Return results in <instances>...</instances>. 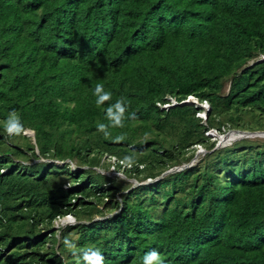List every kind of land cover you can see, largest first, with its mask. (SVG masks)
<instances>
[{
	"label": "trees",
	"instance_id": "obj_1",
	"mask_svg": "<svg viewBox=\"0 0 264 264\" xmlns=\"http://www.w3.org/2000/svg\"><path fill=\"white\" fill-rule=\"evenodd\" d=\"M262 55L264 0H0V264H264V141L156 178L209 127L263 130ZM104 153L148 182L92 171Z\"/></svg>",
	"mask_w": 264,
	"mask_h": 264
},
{
	"label": "rangeland",
	"instance_id": "obj_2",
	"mask_svg": "<svg viewBox=\"0 0 264 264\" xmlns=\"http://www.w3.org/2000/svg\"><path fill=\"white\" fill-rule=\"evenodd\" d=\"M228 86H229V81H225L224 82V86H223V88L221 89V91L222 92H226L227 90H228ZM169 100H171V101H175V99L174 98H172V97H170L169 96ZM188 100V99H187ZM185 101V100H184ZM191 101V100H190ZM194 101H195V99H194ZM174 103V102H173ZM173 103L172 104H170V105H173ZM204 104L207 106L208 104L206 103V102H204ZM207 107H209V105L207 106ZM201 114V113H200ZM259 115V114H258ZM261 116H263V114H261ZM220 119L222 120V121H224V116H220ZM222 125H220V127H221ZM263 130H264V127L262 128ZM7 130L11 133L12 132V130L8 127L7 128ZM261 131V130H260ZM23 133L24 134H30V131L29 130H27V132L25 133V130L23 131ZM223 133H228V132H223ZM232 135H234V134H232ZM173 138L175 139V140H177V141H179L180 140V132L177 130V128H175L174 130H173ZM30 139V137L29 138H24L23 140L20 138V137H14V138H12V142H15V143H22V144H24V143H26L28 140ZM249 139H251V140H257V141H264V136H254V137H249ZM212 141H214L215 142V139L214 138H210L209 139V141H205V145L203 144V147L205 148V151H204V153L206 152V147H209V145L212 143ZM4 146H2V148H3ZM2 148H0V149H2ZM195 150V149H194ZM194 150L193 149H189L188 150V152H187V154L188 155H191L189 158H188V160L187 161H183V162H180V163H178V164H182V163H185V162H191V161H194V159H192V158H194ZM210 150H212V149H210ZM28 156V155H27ZM16 157V159L17 160H20V161H23V162H33V161H36V160H39V159H36V158H34V157H32L31 155H29L27 158H24L23 156H15ZM112 158H114L112 155H110V154H106V153H104V154H102V155H100V165L99 164H96V163H94V165L92 166V167H90L91 169H92V171H94V172H97V171H101V172H103V173H108L109 175H112V176H117L118 178H120V179H124V181L123 182H125L126 183V185H128V184H131V185H134V184H136V183H139L140 181H138L137 179L135 180V178L133 177V176H126V175H122L121 174V171H120V169H117L116 171H111V168H109V164H111V160H112ZM65 161H69V164H68V166L70 167V169H72V170H74L75 168H76V170H80L82 167H89L88 165H85V164H81V162L77 159V157H73L72 158V160H56L55 162H57V163H59V164H63V163H65ZM103 162H105V163H103ZM173 167V166H172ZM172 167H170L169 169H171ZM168 169V170H169ZM75 171V170H74ZM166 171V170H165ZM173 171H174V169H173ZM118 173H120V174H118ZM168 173H171V172H166V173H164V174H162L161 176H164V175H167ZM161 176H159V177H161ZM153 180V179H152ZM147 180H144V181H142V182H146ZM127 191V190H126ZM120 192V191H119ZM119 192H116V196L117 197H120V195H119ZM105 202V203H104ZM109 206H111V203L109 202V200H106V197H105V199H103V201L101 202V203H99V205H98V207L100 208V209H105L104 210V213H101V214H99V216H103V217H106V216H108V215H111L113 212H115V210H116V208H114V209H110V210H108V209H106L107 207H109ZM108 211H110L111 213H108ZM76 215H77V217L78 218H82V219H84V218H86V219H88L89 218V215L87 214L86 215V213L85 214H81V213H79V212H77L76 213ZM99 216H97V217H99ZM50 226L56 231V235L59 237V231H61L60 230V228H56L55 227V223H54V219H52V221H51V223H50ZM40 227H42V228H45V229H47V227L48 226H46L45 224L44 225H42V226H40ZM70 236H71V238L73 239V241H75L76 240V236H77V233H75V232H70ZM46 247H50L51 246V241L49 240V241H47L46 242V245H45ZM44 246V248L43 249H48V248H46ZM56 247H57V245H56Z\"/></svg>",
	"mask_w": 264,
	"mask_h": 264
},
{
	"label": "clouds",
	"instance_id": "obj_3",
	"mask_svg": "<svg viewBox=\"0 0 264 264\" xmlns=\"http://www.w3.org/2000/svg\"><path fill=\"white\" fill-rule=\"evenodd\" d=\"M262 58H264V55H262L261 56ZM189 96H192L193 97V99H195V101H190V100H187L188 98H189ZM185 100V101H184ZM184 100H182L180 103H191V104H195L196 106H199L200 108L196 111V115H198L199 117H201V118H203V119H205L206 118V111H208L209 110V107H207L208 105H209V103L207 102V100H205V99H203V100H199L197 97H195V96H193V95H188ZM174 102V103H173ZM204 102H206L208 105L206 106L205 104H204ZM173 103V105L174 104H176V101H171L170 100V104H172ZM169 103H166V104H164L163 106L164 107H169V105H170ZM171 106V105H170ZM201 113V114H200ZM11 129V128H10ZM12 130V129H11ZM25 130V133L27 132V130H29L30 131V134H26V135H28L30 138H31V140H32V142H35V137H34V130L33 129H31V128H25L24 129ZM23 130V131H24ZM241 131H246V132H241ZM259 131V132H258ZM246 130V129H235V128H232V129H230V130H228L227 132L228 133H223L222 131H218L216 128H214V127H209L206 131H205V133L207 134V135H209V137L210 138H214L215 139V147H218V146H220V145H227V144H231L233 141H235L236 139H239V138H244V137H254V136H264V132H260V130ZM249 132V133H248ZM232 134H234V135H232ZM223 136H226V138L224 139V140H221V138L223 137ZM197 145H200L201 146V149H198L197 148ZM34 149H35V152L37 153V154H39V150H38V147L37 146H35L34 147ZM194 158H192V159H194V161H191V162H185V163H182L181 165H176V166H173L171 169H173V168H175V170H179V169H182V168H185V167H187V166H189V165H192L196 160H197V157L198 156H200L201 154H204V151H205V148L203 147V144H200V143H196V144H194ZM113 157H114V155H112ZM38 159H41V160H44V158H38ZM56 160H63V159H55V161ZM65 160H67V159H65ZM55 163H57V162H55ZM113 168L111 167V171H116L117 169H120V171H121V168H119V166L118 167H116V169H113ZM169 169V168H168ZM167 169V170H168ZM174 170V171H175ZM118 171V170H117ZM171 172H173V171H171ZM118 174H120V173H118ZM121 174L123 175V173H122V171H121ZM159 177V176H158ZM157 178V177H156ZM156 178H153V180L154 179H156ZM160 178V177H159ZM136 180V179H135ZM149 181H152V179L151 180H149ZM142 182V181H141ZM141 182H139V183H141ZM146 182H148V181H146ZM142 183H145V182H142ZM136 184H138V183H136ZM72 216H74V218H75V221L74 222H72V223H66L64 226H61L60 228H63V227H65V226H67L68 224H74V223H77V222H80V221H84V222H86L87 220H86V218H84V219H78V218H76V216L75 215H73L72 214ZM97 218H102V217H97V216H95L94 217V219H97ZM151 259H153V260H159V255H158V253H156V252H152L151 253Z\"/></svg>",
	"mask_w": 264,
	"mask_h": 264
},
{
	"label": "built area",
	"instance_id": "obj_4",
	"mask_svg": "<svg viewBox=\"0 0 264 264\" xmlns=\"http://www.w3.org/2000/svg\"><path fill=\"white\" fill-rule=\"evenodd\" d=\"M188 100L194 101V99H193L192 96H189ZM197 148L198 149H201V146L200 145H197ZM115 161H116L115 157L112 158V160H111V167L113 169H116V167H117L116 164H115ZM74 221H75V218L70 213H68L66 215H62V216L58 215V216H56L54 218V223H55V227L56 228H60L61 226H64L66 223H72Z\"/></svg>",
	"mask_w": 264,
	"mask_h": 264
},
{
	"label": "water",
	"instance_id": "obj_5",
	"mask_svg": "<svg viewBox=\"0 0 264 264\" xmlns=\"http://www.w3.org/2000/svg\"><path fill=\"white\" fill-rule=\"evenodd\" d=\"M241 132H246V131H241ZM248 133H249V132H248ZM225 138H226V136H223V137L221 138V140H224ZM173 169L175 170V168H173ZM173 169L166 170V171H164L162 174L166 173L167 171H168V172H171V171H173ZM162 174H161V175H162ZM161 175H160V176H161ZM157 178H159V177H157Z\"/></svg>",
	"mask_w": 264,
	"mask_h": 264
},
{
	"label": "bare ground",
	"instance_id": "obj_6",
	"mask_svg": "<svg viewBox=\"0 0 264 264\" xmlns=\"http://www.w3.org/2000/svg\"><path fill=\"white\" fill-rule=\"evenodd\" d=\"M258 131V130H257ZM259 132V131H258ZM260 132H264V130H261Z\"/></svg>",
	"mask_w": 264,
	"mask_h": 264
}]
</instances>
